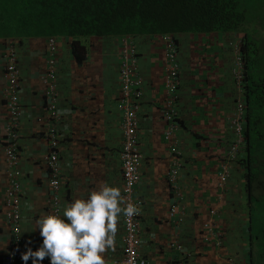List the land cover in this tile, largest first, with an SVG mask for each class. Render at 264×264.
Masks as SVG:
<instances>
[{
    "label": "crops",
    "instance_id": "1",
    "mask_svg": "<svg viewBox=\"0 0 264 264\" xmlns=\"http://www.w3.org/2000/svg\"><path fill=\"white\" fill-rule=\"evenodd\" d=\"M9 1L13 7L18 4L17 0ZM36 25H26L30 27H26V34H0V264L12 248V231L5 217L8 165L4 135L12 124L4 92L8 51L12 49L15 54L19 76L16 140L21 215L18 251L22 254L28 247L35 251L41 245L39 230H32L35 220L45 215L48 205H53L49 202L52 190L44 133L51 125L47 107L50 85L54 86L52 93L59 114L54 123L60 141V183L54 194L59 214L67 203L86 199L104 183L121 191L119 67L126 38L133 40L137 49L136 68L142 92L136 112L140 179L134 191L141 200L139 255L146 264H249V204L242 167L233 163L226 189L217 187L219 165L233 140L231 117L237 101L244 100L243 80H238L241 73L235 65L236 33L175 34L179 97L173 136L181 165L174 187L169 184L168 175L173 157L164 138L166 125L160 112L166 93L159 35L83 37L86 58L78 62L68 35L48 33ZM50 35L56 37L53 78L48 77ZM176 199L177 210L170 214V205ZM211 208L215 213L210 216L213 227L208 230L203 223ZM122 237L121 214L115 248L102 254L107 264L122 256ZM20 264H24L21 257ZM27 264H32L31 259ZM42 264H46V258Z\"/></svg>",
    "mask_w": 264,
    "mask_h": 264
},
{
    "label": "trees",
    "instance_id": "2",
    "mask_svg": "<svg viewBox=\"0 0 264 264\" xmlns=\"http://www.w3.org/2000/svg\"><path fill=\"white\" fill-rule=\"evenodd\" d=\"M17 2L16 6L7 8L4 0H0L3 13L0 15V34H26V25L34 23L48 33L68 35L78 62L86 58V47L81 39L88 36L219 31L241 35L246 158L239 162L246 168L245 186L250 215L249 264H264V218L261 219L264 210L253 219L259 204L264 203V35H261L262 30L264 32V0ZM252 224L257 227L254 233Z\"/></svg>",
    "mask_w": 264,
    "mask_h": 264
},
{
    "label": "built area",
    "instance_id": "3",
    "mask_svg": "<svg viewBox=\"0 0 264 264\" xmlns=\"http://www.w3.org/2000/svg\"><path fill=\"white\" fill-rule=\"evenodd\" d=\"M123 49L120 52L121 65L119 67V83L120 94L118 98V107L122 111L121 131H122V146L120 151L121 158V173H122V188L121 195L125 200V204L132 203L139 209L141 207V200L134 195L136 184L140 179L139 164L141 155L137 146V110L140 106L141 99V81L135 70V48L133 42L128 38L124 39ZM47 48L49 52L48 68L49 78L54 77V55L56 50V43L53 37L47 39ZM176 46L173 41L168 38V44L165 46L164 54V89L166 99L164 105L160 108L161 117L165 121L166 127L164 128V138L169 146V153L174 156L177 153L175 129L177 127L178 114L176 110V103L178 100V69L179 64L176 56ZM5 76L7 79L5 93L7 98V107L10 117L11 126L6 130L4 153L7 160L8 170L7 178L8 185L5 190V205L6 218L11 226L12 248L6 253L2 259L1 264H19L21 253L18 251L20 244V215H19V189H20V170L18 167V153H17V124L20 115V108L17 102V88H18V69L16 67V59L13 50H9L6 58ZM53 84L48 89V118L51 125L45 131V137L49 141V153L46 155L45 160L49 169V186L52 190L50 202L53 204L49 208L48 214H58L57 209V196L56 191L59 188V165L57 160L56 147L58 143V134L54 123L58 121L59 114L56 110V98L53 95ZM242 108L235 112L231 117V127L234 132V139L230 144L226 157L228 160L233 159L237 153L238 147L243 138V125H242ZM228 162L222 164L219 173V186L223 187L224 181L227 177ZM180 162L176 158L169 170V184H174L179 169ZM175 204L171 206V212L175 210ZM139 215L132 217H125L122 214L123 221V257L119 264H145L137 252L139 245ZM211 225L210 222L205 223V226ZM179 248L180 246L172 244ZM46 263L50 264L49 258L46 257Z\"/></svg>",
    "mask_w": 264,
    "mask_h": 264
},
{
    "label": "clouds",
    "instance_id": "4",
    "mask_svg": "<svg viewBox=\"0 0 264 264\" xmlns=\"http://www.w3.org/2000/svg\"><path fill=\"white\" fill-rule=\"evenodd\" d=\"M227 32H230V31H227ZM234 33H236V36H237L234 47H235L236 55H238L236 57L235 65L237 66V71L241 73V78L238 79L240 81L241 79L243 80L242 78V74H243V71H242L243 70V60L242 59L243 58H242L241 51H240L242 37L237 32H234ZM156 35H159L160 41L163 43V49H162L163 68H164L165 46L166 44H168V38H170L176 46V51H177L176 56H177V61L179 64L178 45H177V40L175 39V35H170V34H156ZM261 35H264L263 30L261 32ZM50 37H53L56 43V37L54 35H50L48 38ZM134 48H135V45H134ZM135 51L137 53V49ZM136 53H135V57H136ZM120 59H121V55H120ZM120 65H121V62H120ZM16 67H17V64H16ZM135 70L137 72L136 62H135ZM18 78H17V81H18ZM18 87H19V81H18ZM178 87H179V69H178ZM4 92H5V88H4ZM236 105L237 106H236V110L234 111V113L238 112L239 108H242L241 111H242V120H243L242 121L243 138H242V142L240 143L238 147L235 157L230 160H228V158L226 157L225 159L222 160L221 164L219 165V169L217 172V175H218L217 187L221 191H224L226 189V185L230 177L231 166L233 163H238V165L242 167L241 168L243 170L242 178L244 179V183L245 184L247 183L246 177H245L246 168L241 162H239L240 159L244 157L246 158V152L244 150L246 105L244 103V100L242 99L238 100ZM7 110H8V107H7ZM8 116H9V112H8ZM16 132H18V124L16 128ZM5 134H6V131H5ZM5 136L6 135H4V149H5V146L7 145ZM58 137H59V134H58ZM233 139H234V132H233ZM47 142H48V150H47L46 155L49 153V150H50L48 139H47ZM59 143L60 141L58 138V143L56 147L58 165H59V156H58ZM121 146H122V139H121ZM137 146H138V141H137ZM176 147H177V144H176ZM17 148H18V144H17ZM17 153H18V149H17ZM139 153H140V150H139ZM179 154H180V151L178 148H177V153H174V156L170 154L173 157L172 163L176 158H178V161L180 162V165H181ZM224 162H228L227 177H226V180L224 181L223 187H220L219 186V182H220L219 173L221 171L222 164ZM46 165H47V162H46ZM48 175H49V169H48ZM121 176H122V173H121ZM48 183H49V179H48ZM175 187L177 186L175 185ZM19 197H20V189H19ZM49 197L51 198V195H49ZM247 197H248V190H247ZM173 204H175L176 206H175V210L171 212L170 210ZM51 206L53 205L47 206L45 215H42L35 220V225L32 231H35L37 229L39 230V234L42 237V243L35 251L31 247H28L26 251H24L21 254V260L24 262V264H27L29 259H31L32 264H42L43 260L46 257L49 258L50 264H107L102 254L105 253L106 250H114L115 248L117 223H118V219L120 215L123 214V216L130 218L134 215H138L140 212V209L136 205L132 203L125 204V200L122 197L121 191L118 187L110 186L107 183H104L99 188V190L91 191L88 194L86 199L78 198V199H74L70 203H67L62 209V214H59V213L58 214H48V212L50 211L49 208ZM177 206H178V200L176 199L175 201L171 203L169 213L173 214L177 210ZM214 213H215V209L211 208L209 211V218L203 223L204 228L208 230L212 229L213 222H212L211 217ZM19 215H20V206H19ZM20 221H21V215H20ZM208 222H210L211 225L205 226V223H208ZM249 222H250V215H249V220H248V235H249ZM139 223H140V215H139ZM123 234H124V228H123ZM138 237H139V231H138ZM20 240H21V237H20ZM122 243H123V237H122ZM172 244L173 243H171V246ZM139 245H140V238H139ZM248 246H249L248 247V260H250L249 242H248ZM123 247H124V244H123ZM137 252H138V247H137ZM122 257H123V250H122V256L119 259L111 262V264H119ZM139 257L145 261V264L147 263L146 260L142 258L140 255Z\"/></svg>",
    "mask_w": 264,
    "mask_h": 264
},
{
    "label": "rangeland",
    "instance_id": "5",
    "mask_svg": "<svg viewBox=\"0 0 264 264\" xmlns=\"http://www.w3.org/2000/svg\"><path fill=\"white\" fill-rule=\"evenodd\" d=\"M4 2L7 4V8L11 5L9 0H4ZM256 192H257V190L255 189L254 193H256ZM259 205H260V207L262 206V208L259 207L258 211H255V213L253 214V219H255L264 210V203H261ZM263 218H264V214L262 215L261 219H263ZM252 226H253V233H254V231L256 230L257 227L254 224H252ZM261 249L263 250V248H261Z\"/></svg>",
    "mask_w": 264,
    "mask_h": 264
}]
</instances>
